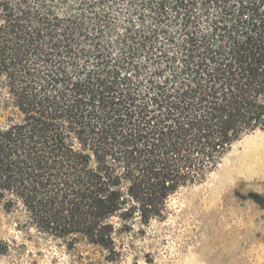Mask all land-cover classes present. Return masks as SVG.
I'll return each instance as SVG.
<instances>
[{
    "label": "trees",
    "instance_id": "1",
    "mask_svg": "<svg viewBox=\"0 0 264 264\" xmlns=\"http://www.w3.org/2000/svg\"><path fill=\"white\" fill-rule=\"evenodd\" d=\"M0 78V208L114 261L264 129V0H0Z\"/></svg>",
    "mask_w": 264,
    "mask_h": 264
},
{
    "label": "rangeland",
    "instance_id": "2",
    "mask_svg": "<svg viewBox=\"0 0 264 264\" xmlns=\"http://www.w3.org/2000/svg\"><path fill=\"white\" fill-rule=\"evenodd\" d=\"M0 78V125L19 120ZM165 219L117 233L121 255L86 239L28 228L21 211L0 208V264H264V129L242 138L206 179L170 199Z\"/></svg>",
    "mask_w": 264,
    "mask_h": 264
}]
</instances>
